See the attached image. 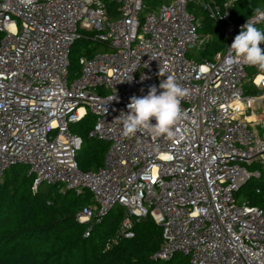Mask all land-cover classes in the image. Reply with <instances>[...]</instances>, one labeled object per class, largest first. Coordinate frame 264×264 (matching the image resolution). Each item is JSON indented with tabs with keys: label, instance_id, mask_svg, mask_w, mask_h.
Listing matches in <instances>:
<instances>
[{
	"label": "built area",
	"instance_id": "built-area-1",
	"mask_svg": "<svg viewBox=\"0 0 264 264\" xmlns=\"http://www.w3.org/2000/svg\"><path fill=\"white\" fill-rule=\"evenodd\" d=\"M149 1L0 0V180L23 165L34 189L87 190L93 205L81 209L78 221L123 207L118 234L125 239L134 237L139 219L152 218L163 230L154 259L181 254L190 264H264V208L236 198L264 170V118L256 114L264 104V70L233 60L229 50L248 20H231V2L222 11L208 0H162L155 7ZM107 2L117 4L115 15ZM191 3L225 41L211 61L189 57L212 41L200 34ZM80 39L101 48L79 59V76L71 80L69 57ZM169 74L188 90L175 135L124 136L116 119L128 113L130 98L147 95L152 85L159 94ZM247 85L260 95L246 94ZM89 112L90 136L109 149L100 169L82 172L76 156L83 141L70 127Z\"/></svg>",
	"mask_w": 264,
	"mask_h": 264
},
{
	"label": "trees",
	"instance_id": "trees-1",
	"mask_svg": "<svg viewBox=\"0 0 264 264\" xmlns=\"http://www.w3.org/2000/svg\"><path fill=\"white\" fill-rule=\"evenodd\" d=\"M208 1L222 11L223 5L231 2L230 16L236 25L249 20L255 7L264 8L261 0ZM107 7L111 15L117 13L115 2H107ZM188 9L200 21V34L212 36V41L191 57L195 56L198 62L211 61L224 49L225 41L202 8L191 3ZM2 38L0 32V42ZM93 45L91 40L80 39L72 47L69 57L71 80L79 76V59L84 55L92 57L100 50L101 45ZM249 74L253 75V71L249 70ZM245 91L253 96L261 93L252 85H247ZM260 112L264 117V104ZM94 127L95 117L90 112L70 127L71 132L83 141L76 156L82 172L100 169L109 149L108 144L90 136ZM249 182L237 192V200L263 209L264 170L260 179L248 185ZM88 205H93V198L87 190L79 195L61 192L58 184L40 185L34 189V177L27 166L10 168L0 180V264H190L189 258L181 254L168 260L153 258L162 246L163 230L152 218L139 219L134 225V237L125 239L118 234L125 217L123 207L117 206L89 223H80L77 215Z\"/></svg>",
	"mask_w": 264,
	"mask_h": 264
},
{
	"label": "clouds",
	"instance_id": "clouds-1",
	"mask_svg": "<svg viewBox=\"0 0 264 264\" xmlns=\"http://www.w3.org/2000/svg\"><path fill=\"white\" fill-rule=\"evenodd\" d=\"M262 22H264V8L255 7L253 19L242 26L229 50L233 54V60L264 70V50L260 47L264 43V28L256 26ZM160 75L163 76L165 73L160 70ZM159 89L162 91L157 94V86L152 85L147 95L130 98V103L127 105L128 113H121L116 119L122 125L124 136L131 137L138 132L169 138L175 135L174 126L181 115V101L188 95V90L170 74L167 75L166 80L160 82ZM114 98L115 96L110 100ZM152 118H155V124L151 123Z\"/></svg>",
	"mask_w": 264,
	"mask_h": 264
},
{
	"label": "rangeland",
	"instance_id": "rangeland-1",
	"mask_svg": "<svg viewBox=\"0 0 264 264\" xmlns=\"http://www.w3.org/2000/svg\"><path fill=\"white\" fill-rule=\"evenodd\" d=\"M168 1H171V0H168ZM165 1H162V0H150L149 1V4L152 6H158V5H161L162 3H164ZM93 46L94 47H96L97 46V42H93ZM103 49H105V47H103ZM202 49L203 48H199V49H193L191 52H190V54H189V57L190 58H194L195 56H193V57H191V55H193V54H199L201 51H202ZM256 114L258 115V117H260V118H264V117H262L261 116V112H260V110L258 111V112H256ZM251 122H252V120H250ZM255 124V123H254ZM253 124V125H254ZM264 128V127H263ZM261 133H262V131H261ZM100 142H102V144H108L107 142H105V141H101V140H99ZM255 170H257V168H255ZM256 179H253V180H251L250 182H249V184L248 185H250V184H252L254 181H255ZM261 181H263V180H261ZM44 187H45V184H44ZM239 202V204H241L242 203V200H238Z\"/></svg>",
	"mask_w": 264,
	"mask_h": 264
},
{
	"label": "crops",
	"instance_id": "crops-1",
	"mask_svg": "<svg viewBox=\"0 0 264 264\" xmlns=\"http://www.w3.org/2000/svg\"><path fill=\"white\" fill-rule=\"evenodd\" d=\"M257 117H258V115H257ZM258 118H260V117H258ZM248 119H249V120H254L255 117H254V116H250V117H248Z\"/></svg>",
	"mask_w": 264,
	"mask_h": 264
}]
</instances>
